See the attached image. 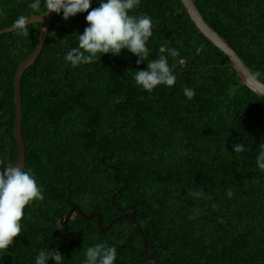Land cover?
<instances>
[{
  "label": "trees",
  "instance_id": "16d2710c",
  "mask_svg": "<svg viewBox=\"0 0 264 264\" xmlns=\"http://www.w3.org/2000/svg\"><path fill=\"white\" fill-rule=\"evenodd\" d=\"M195 2L264 83V0ZM96 7L97 0L90 10ZM44 11L33 13L29 0H0V31L20 15ZM140 13L154 21L149 61L167 41L180 51L183 63L175 65L171 89H140L134 71L146 69L147 61L137 64L127 50L72 68L64 56L87 27V13L54 18L22 81L25 168L44 199L25 208L22 234L0 253V264H34L48 247L58 248L66 264H82L87 247L98 242L117 247L116 264H151L141 233L121 218L131 207L158 264H264V171L256 168L264 98L242 84L180 0H141L133 14ZM41 28L29 26L28 37L0 36V170L18 161L15 76L35 51ZM185 86L195 91L191 100ZM234 143L246 152L235 154ZM196 191L203 195H189ZM80 211L113 226L103 233L97 218Z\"/></svg>",
  "mask_w": 264,
  "mask_h": 264
},
{
  "label": "clouds",
  "instance_id": "9594fccd",
  "mask_svg": "<svg viewBox=\"0 0 264 264\" xmlns=\"http://www.w3.org/2000/svg\"><path fill=\"white\" fill-rule=\"evenodd\" d=\"M35 13L43 6L42 15H20L13 21L12 29L17 35L29 36L28 28L34 17H43L49 13L62 14L65 21L80 13H87V27L83 33L77 32V44L64 56L65 62L72 68L89 65L106 54L120 56L123 50L134 54L137 64L147 61V68L134 71L136 85L151 93L160 86L173 88L177 83L174 72L176 63H183L179 49L171 47V41L161 44L158 57L148 60L150 49L147 47L154 35V21L147 14H133L141 0H97L99 7L91 9L93 0H29ZM204 52L203 46L195 47V55ZM173 64H169V60ZM256 76L259 73H255ZM184 96L191 100L195 96L192 88H183ZM235 154L246 152L245 145L234 143ZM256 168L264 171V144L256 156ZM200 197L202 191L190 192ZM228 195L232 193L229 191ZM43 188L37 182L33 172L18 165L7 166L0 170V253L8 252L17 237L22 234L25 208L33 202L43 200ZM117 247L98 242L87 247L82 264H116ZM59 249L42 248L34 257V264H66Z\"/></svg>",
  "mask_w": 264,
  "mask_h": 264
},
{
  "label": "water",
  "instance_id": "95a60500",
  "mask_svg": "<svg viewBox=\"0 0 264 264\" xmlns=\"http://www.w3.org/2000/svg\"><path fill=\"white\" fill-rule=\"evenodd\" d=\"M95 1V0H93ZM185 8V11L190 16L191 20L200 31V33L210 41L216 48H218L225 56L229 59L230 64L229 67L232 68L242 84L245 85L248 89H250L253 93H255L259 97L264 98V83L259 81L251 72V70L247 67L245 62L239 56V54L234 50V48L214 29L212 28L205 18L202 16L199 11L195 0H180ZM57 16L56 13H49L43 17H34L31 21L30 25L41 24V33L37 43V47L35 51L24 61L21 63L19 68L17 69L15 82H14V102L16 106V118H15V127H14V136L17 143L18 149V161L14 165H18L22 169L26 167V147L23 137V100H22V81L27 70L35 65L45 47L47 42L51 25L53 23L54 18ZM15 32L14 29L8 28L0 31V36ZM70 212V214L66 217V222L69 220L70 216L73 214L74 210ZM133 210L132 213H128L127 215L121 218H129L133 224V226L141 233L143 237V253L149 259L151 264H158L149 251L148 239L146 233L141 229V227L137 224L135 215L136 209L131 207ZM81 215L87 219L92 220L94 218L98 219L99 228L104 233L110 230L113 226V223L105 227L102 224V220L99 214L85 215L81 212Z\"/></svg>",
  "mask_w": 264,
  "mask_h": 264
},
{
  "label": "bare ground",
  "instance_id": "6f19581e",
  "mask_svg": "<svg viewBox=\"0 0 264 264\" xmlns=\"http://www.w3.org/2000/svg\"><path fill=\"white\" fill-rule=\"evenodd\" d=\"M93 214H95V213H93ZM92 215V214H91Z\"/></svg>",
  "mask_w": 264,
  "mask_h": 264
}]
</instances>
